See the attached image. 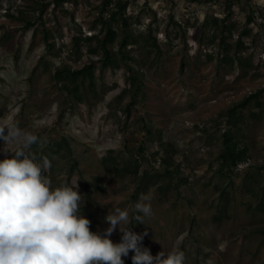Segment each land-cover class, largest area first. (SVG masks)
<instances>
[{"label":"rangeland","instance_id":"rangeland-1","mask_svg":"<svg viewBox=\"0 0 264 264\" xmlns=\"http://www.w3.org/2000/svg\"><path fill=\"white\" fill-rule=\"evenodd\" d=\"M229 1H233L230 20L240 27L247 12L246 0ZM229 1L129 0L126 14L137 36L125 52L128 65L143 83L130 114H125L124 107L131 88L121 63L106 73L105 91L98 97H85L75 110L66 109L60 116L64 94L52 73L61 65L78 67L92 57L85 47L73 51L72 36L93 31L98 0H66L61 5L53 0H0V124L17 120L21 128L43 141L69 134L75 138L68 148L78 155V169L69 175L65 160L58 159L44 174L53 187L64 182L78 184L81 214L91 221L92 232L104 235L109 227L105 217L116 207L127 208L133 215L131 194L145 172L151 181L136 201L142 193L149 194L153 215L130 227L137 234L146 233L142 246L153 256L178 249L184 251L186 264H264V212L257 210L251 192L240 191L243 179L249 176L245 170L263 161L264 117L251 113L252 101L239 111L233 138L247 149V159L230 174L217 169L218 143L207 137L208 131H215L214 119L224 117L231 104L264 85L261 38L254 52H245L253 53V65L240 71L215 73L213 62H203L197 51L198 47L203 52L214 50L217 39L201 38V23L205 15L222 16ZM251 1L264 7V0ZM26 20L33 22L24 26ZM250 26L257 31L254 23ZM45 31L53 41L51 50L46 49ZM203 33L209 36L210 29ZM149 35L162 49L158 68L147 65L152 53L146 55L142 43ZM40 57L48 69L39 66L30 86L26 77ZM181 57L184 64L179 68ZM118 94L120 100L114 98ZM147 127L151 128L150 138ZM3 148L0 140V160L5 158ZM109 150L138 163L137 173L105 165L101 157ZM166 167L173 175L189 176L188 184L175 188L177 178L162 174ZM85 179L90 182L88 192ZM121 235L117 229L110 239L119 243ZM131 253L123 257L125 264H131Z\"/></svg>","mask_w":264,"mask_h":264},{"label":"trees","instance_id":"trees-1","mask_svg":"<svg viewBox=\"0 0 264 264\" xmlns=\"http://www.w3.org/2000/svg\"><path fill=\"white\" fill-rule=\"evenodd\" d=\"M53 1L55 4L61 5L62 2L66 0ZM232 2L233 1H229V3L225 4V11L222 16L205 15L201 23V38L204 39L206 37L209 40L217 39V41L213 51L203 52L200 47H198L197 51L199 54H202L203 62H213L215 73H226L236 68L240 71L246 68V65L252 66L253 53L245 54V52L248 49L254 52L259 38H261L260 41H262V47L264 48V7L254 4L251 0H246L247 12L245 20L240 27H236L235 23L230 20L232 15ZM128 5L129 0H98V3L94 6L97 15L91 27L93 31L84 36L81 34L72 36L73 51H78L85 47V52L92 57L87 58L78 67L61 65L53 71V81L64 94L63 102L65 105L60 111V116L63 115L66 109L69 111L75 110L77 105L83 102L85 97H98L100 91H105L107 86L104 80L106 73L108 71H114L121 63L125 65V77L129 80L131 88V98L124 107L125 114L127 116L130 114L135 95L142 91L143 83L141 78L135 75L128 65L127 61L129 56L125 52L127 45L137 36L131 27L129 16L126 14ZM32 22L33 21L26 20L24 26H29ZM251 23L257 26V31H253V28L250 26ZM210 25H212V27ZM205 29H210L209 36L204 35L203 32ZM233 32L236 33L234 40H232ZM45 36L46 49L51 50L53 41L48 40L47 31H45ZM113 43H116L115 48L111 47ZM142 46L145 49L146 55L152 53V56L147 62L148 67L158 68L157 62L162 53V49L156 42L155 37L149 35L143 40ZM183 64L184 57H181L179 68H182ZM39 66L44 70L48 69V65L44 64L43 58L40 57L26 77V81L30 86L35 76L36 69ZM96 71L98 74H96ZM124 91H126V89H124ZM31 92L30 90L29 93ZM121 94L116 95L114 98L120 100ZM27 98L28 96L23 98L21 108L25 106ZM250 101H252L254 106L251 113L257 117H264L263 85L231 104L227 108L224 117L212 121V124L215 125L213 128L215 131L213 133L208 131L207 133V137L213 138L218 143V150L214 157V160L218 164L217 169L222 171L225 170L229 174L232 173L241 162L247 159V149L244 146H240L233 138V125L240 120L239 111L241 108ZM13 122L20 124L17 120H13ZM203 131L207 132L206 129H203ZM217 131H221V133L217 135ZM146 133L148 138H150L151 128L147 127ZM70 140H75V138L70 134L68 136L60 135L59 137L47 140L43 148L38 145H33L29 151L34 155L35 161L40 163L42 157H47L51 162L50 169H52L54 163H56L58 159L65 160L68 167V174L70 175L74 170L78 169V155L74 153V151L72 152V150L69 151L68 148ZM81 144L86 145V142L81 141ZM108 152V154L101 157V161L105 165L119 172L131 171L137 173L138 163L131 161L127 155L113 150H109ZM10 157L11 155H9V158ZM36 157H38V160H36ZM158 158L164 162V158ZM162 170L163 176L167 179L177 178V181L174 183L175 188H178L180 184H188L189 176L173 175L168 167ZM245 171L249 176L243 179L240 185V191L243 193L251 192L256 198L255 206L257 210L264 212V155L261 164H253L250 170L246 169ZM144 174L145 172L141 173L140 181L131 194L130 200L133 203H135L139 193L142 192L151 181L150 177L145 178ZM95 178L96 177L92 179L94 184H96L97 181ZM89 184L90 182L85 179L84 187L86 192H88ZM166 186L169 185L167 184ZM83 210L85 211V208H83ZM133 254L134 253L130 254L131 264V256Z\"/></svg>","mask_w":264,"mask_h":264},{"label":"clouds","instance_id":"clouds-1","mask_svg":"<svg viewBox=\"0 0 264 264\" xmlns=\"http://www.w3.org/2000/svg\"><path fill=\"white\" fill-rule=\"evenodd\" d=\"M0 140L5 153L0 160V264H125L123 257L130 251L132 264H186L184 251L178 249L153 256L142 246L146 233L131 230L134 221L145 223L152 217L149 194L139 196L131 216L127 208L109 210V227L101 236L81 214L78 184L53 187L44 174L50 160L35 162L29 150L33 145L43 148L46 141L17 122L0 124ZM117 229L121 241L114 243L110 237Z\"/></svg>","mask_w":264,"mask_h":264}]
</instances>
